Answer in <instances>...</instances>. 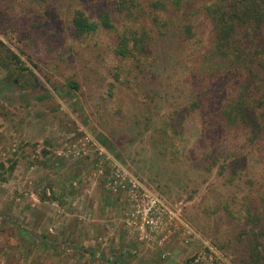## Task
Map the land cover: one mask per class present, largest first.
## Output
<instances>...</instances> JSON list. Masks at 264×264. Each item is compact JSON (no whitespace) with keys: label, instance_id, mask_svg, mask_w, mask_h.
<instances>
[{"label":"rangeland","instance_id":"rangeland-1","mask_svg":"<svg viewBox=\"0 0 264 264\" xmlns=\"http://www.w3.org/2000/svg\"><path fill=\"white\" fill-rule=\"evenodd\" d=\"M188 2L194 41L172 32L174 43L157 38L144 54L120 59L113 33L74 37L68 13L56 9L67 0H0V41L39 84L20 87L0 69V264H264V238L242 216L249 191L243 180L228 183L216 168L177 180L166 173L160 131L176 124L174 111L197 104L185 124L192 145L209 143L199 131L211 127L222 97L195 88L204 86L195 85L210 28L200 16L207 1ZM112 5L79 7L94 19ZM147 19L142 12L135 26L157 37L166 14L157 23ZM148 80L169 98L141 91ZM137 108L140 132L117 142L112 134ZM260 161L248 159L254 174ZM217 206L239 212L217 220Z\"/></svg>","mask_w":264,"mask_h":264},{"label":"trees","instance_id":"trees-1","mask_svg":"<svg viewBox=\"0 0 264 264\" xmlns=\"http://www.w3.org/2000/svg\"><path fill=\"white\" fill-rule=\"evenodd\" d=\"M90 1L95 0H67L66 5L56 9L68 13V26L74 37L85 38L99 31L113 33L116 37L113 53L120 59L135 53L144 54L157 38L168 37L172 32L183 41L195 40L191 24L186 22L188 13H191L188 0H105L113 3L111 11L101 9L94 19L79 7ZM201 1L195 0L196 3ZM206 1L200 8V16L209 24L210 42L198 69L199 81L195 85L204 86L195 88L203 95L215 98L216 94H222V97L209 116L211 127L199 131V136L211 138L209 143L201 140L197 146L195 143L192 145L190 128L185 124L189 112L196 114L197 104L194 110L174 111L172 119L175 117L176 124L160 131L161 147L169 155L166 169L168 175L163 174L171 179H176L179 174L180 178H177L183 179L194 172H210L216 168L217 174L225 176L228 183L234 182V179L243 180L249 187L247 196L254 200L244 195L243 198L248 201L242 216L253 224L251 233L257 238H264V0ZM142 12L153 23L158 22V16L166 14L167 20L157 37L147 26H135ZM174 14L181 15L179 19L184 17L181 26L175 25ZM168 39L175 42L173 37ZM173 43H167V48L170 49ZM167 48L164 50L168 55ZM0 69L5 72L4 79L13 84L30 90L39 87L34 72L22 63L17 54L4 47L1 41ZM66 83L72 90L79 89V85L72 80ZM153 85L148 80V84L142 85L140 90L151 94V98L160 94L163 100L169 98L170 92L163 91L162 86ZM136 96L139 99V95ZM139 110L129 111L127 122L120 131H114L112 138L119 142L123 137H132L140 132L142 113ZM175 135L183 136V139L177 140L181 144L171 143ZM125 147L122 144V149ZM254 157L261 159V171L258 174L249 169L248 159ZM251 176L255 179L251 180ZM233 212L239 211H228L227 206H217L215 216L217 220H231Z\"/></svg>","mask_w":264,"mask_h":264}]
</instances>
